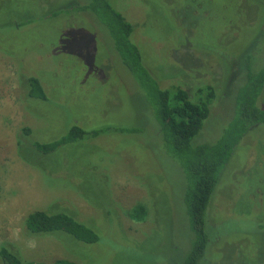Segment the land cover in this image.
<instances>
[{"label": "rangeland", "instance_id": "obj_1", "mask_svg": "<svg viewBox=\"0 0 264 264\" xmlns=\"http://www.w3.org/2000/svg\"><path fill=\"white\" fill-rule=\"evenodd\" d=\"M71 2L0 0V248L46 264H184L195 241L184 169L109 33L75 7L68 10ZM238 2H112L135 26L133 39L162 86H180L191 97L202 85L217 87L197 142H217L235 113L236 89L246 77L243 70L232 80L237 57L248 48L243 66L264 63V4H258L264 0ZM23 74L44 81L51 99L28 100ZM74 121L112 129L62 148L60 160L40 168L20 157L25 127L46 140ZM132 126L140 131L116 130ZM222 174L208 208L214 226L201 264H264V125L244 137ZM137 204L147 209L143 221L128 214ZM35 210L72 213L100 240L30 235L25 219Z\"/></svg>", "mask_w": 264, "mask_h": 264}, {"label": "trees", "instance_id": "obj_2", "mask_svg": "<svg viewBox=\"0 0 264 264\" xmlns=\"http://www.w3.org/2000/svg\"><path fill=\"white\" fill-rule=\"evenodd\" d=\"M111 1L113 2V0H74L68 5V10L77 9L87 18L89 17V21L91 19L92 22L99 23L109 33L114 51L122 64L134 75L138 89L144 93L166 147L183 167L187 178L184 201L188 208L191 228L195 233L193 249L184 264H201L210 242V228L214 226L208 208L215 191L217 192L216 187L222 179V173L244 137L253 128L264 125V63L259 67H256L254 62L243 66V62L249 56L248 52L251 51L248 48L243 51L244 54L237 57L239 64H232L234 68L232 80L236 77L234 74L239 71L242 73L243 70L246 77L236 89L235 113L232 117L229 116L217 142H197L198 139L195 137L210 117L212 104L218 97L217 87L214 84L202 85L196 90L195 97H191L188 90L180 86H162L153 71L145 65L142 52L133 39L135 26L114 7ZM242 1L245 0H239V6ZM253 1L257 4L260 0ZM58 12L60 11L55 13ZM25 23L27 22H19L21 25ZM260 30L263 36L264 23ZM23 75L21 85L26 98H30L28 100L46 101L50 98L44 81L37 75ZM69 125L67 131L60 137L54 139L50 137L46 140L34 137L33 130L25 127L18 136L20 157L28 164L40 168L51 161L60 160L62 148L95 138L112 129L87 128L77 124L76 121ZM116 130L133 133L139 132L140 128L132 126L120 127ZM128 214L134 220L143 221L147 216V209L143 204H137ZM25 225L30 235L59 236L58 234L62 232L84 243H95L100 240V234L94 227L63 210H35L27 215ZM0 261L2 264H46L27 262L19 253L5 246L0 248ZM52 264L76 263L58 259Z\"/></svg>", "mask_w": 264, "mask_h": 264}]
</instances>
